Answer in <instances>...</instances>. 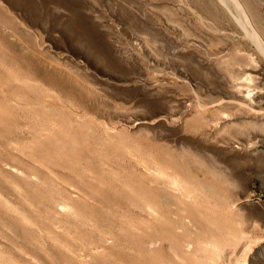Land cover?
Here are the masks:
<instances>
[{"label":"rangeland","instance_id":"rangeland-1","mask_svg":"<svg viewBox=\"0 0 264 264\" xmlns=\"http://www.w3.org/2000/svg\"><path fill=\"white\" fill-rule=\"evenodd\" d=\"M0 264H264V0H0Z\"/></svg>","mask_w":264,"mask_h":264},{"label":"bare ground","instance_id":"bare-ground-1","mask_svg":"<svg viewBox=\"0 0 264 264\" xmlns=\"http://www.w3.org/2000/svg\"><path fill=\"white\" fill-rule=\"evenodd\" d=\"M244 18H245V17H244ZM255 33H256V32H255ZM253 34H254V33H253ZM253 34H252V35H253ZM256 35H257V34H256ZM253 36H254V35H253ZM257 37H259V35H258ZM259 38H260V37H259ZM259 38H258V39H259ZM258 41H259V40H258ZM158 173H159V171H158ZM160 173H161V172H160ZM174 184H175V183H174Z\"/></svg>","mask_w":264,"mask_h":264}]
</instances>
